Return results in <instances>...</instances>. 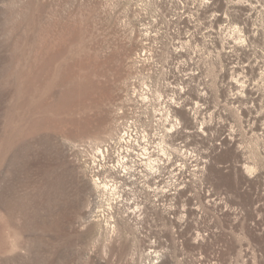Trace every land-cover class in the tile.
I'll return each mask as SVG.
<instances>
[{"label": "rangeland", "instance_id": "374dc122", "mask_svg": "<svg viewBox=\"0 0 264 264\" xmlns=\"http://www.w3.org/2000/svg\"><path fill=\"white\" fill-rule=\"evenodd\" d=\"M0 264H264V0H0Z\"/></svg>", "mask_w": 264, "mask_h": 264}, {"label": "bare ground", "instance_id": "6f19581e", "mask_svg": "<svg viewBox=\"0 0 264 264\" xmlns=\"http://www.w3.org/2000/svg\"><path fill=\"white\" fill-rule=\"evenodd\" d=\"M122 162V161H121Z\"/></svg>", "mask_w": 264, "mask_h": 264}]
</instances>
